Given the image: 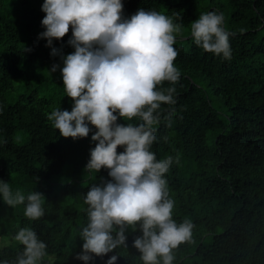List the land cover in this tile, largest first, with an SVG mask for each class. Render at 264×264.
<instances>
[{
  "label": "trees",
  "instance_id": "16d2710c",
  "mask_svg": "<svg viewBox=\"0 0 264 264\" xmlns=\"http://www.w3.org/2000/svg\"><path fill=\"white\" fill-rule=\"evenodd\" d=\"M45 0H0V180L13 193L40 192L44 215L30 220L24 205L8 206L0 194V243L20 228H31L46 244L41 264H84L79 233L88 223L84 195L107 169L84 172L95 147L88 137L64 138L47 116L72 110L63 88L62 57L72 29L61 40H47L41 21ZM122 18L139 9L155 10L182 24L187 39H176L174 65L181 75L174 104L162 105L150 150L157 160L174 159L165 174L173 219L194 225L188 242L173 250L172 264H264V0H121ZM223 14L230 34V58L205 52L190 35L202 13ZM59 54L52 56V49ZM53 65H58L51 72ZM204 84V85H203ZM211 97L224 109L213 107ZM134 119L117 123L138 124ZM166 138V139H165ZM118 147L117 153H122ZM179 160L176 162L175 158ZM36 178L37 181H36ZM142 235L128 229L127 248L118 247L89 264H143L132 247ZM23 246L11 240L0 247V264H12ZM162 264V262H161Z\"/></svg>",
  "mask_w": 264,
  "mask_h": 264
},
{
  "label": "clouds",
  "instance_id": "9594fccd",
  "mask_svg": "<svg viewBox=\"0 0 264 264\" xmlns=\"http://www.w3.org/2000/svg\"><path fill=\"white\" fill-rule=\"evenodd\" d=\"M41 21L46 29L40 34L51 47L72 29L68 44L75 51L62 57L61 75L72 110L54 109L47 119L64 138H85L91 131L95 147L84 172L108 170L111 178L93 184L84 195L88 223L79 233L82 252L76 256L84 264L103 257L118 247L127 248L126 232L139 230L132 247L143 264H172L173 250L192 236L189 220L177 223L172 212L164 178L173 157L157 160L150 150L157 140L155 125L162 117V105L174 104L175 87H158L167 81L175 84L180 71L174 65L178 52L176 36L183 25L155 10L139 9L122 18L121 0H45ZM223 14L202 13L190 24L194 43L205 52L230 58L229 33L223 27ZM52 49V56L58 55ZM53 65L51 72L57 70ZM141 121L117 123L118 119ZM166 139V138H165ZM123 147L122 153H117ZM178 162L179 158H175ZM38 178H36L37 181ZM0 194L8 206L24 205V215L38 220L44 215V195L12 192L9 183L0 180ZM23 251L12 264H41L47 255L46 244L31 228H20L12 237ZM112 255L107 264H117ZM2 264H9L7 260Z\"/></svg>",
  "mask_w": 264,
  "mask_h": 264
},
{
  "label": "rangeland",
  "instance_id": "374dc122",
  "mask_svg": "<svg viewBox=\"0 0 264 264\" xmlns=\"http://www.w3.org/2000/svg\"><path fill=\"white\" fill-rule=\"evenodd\" d=\"M174 35L176 36V39H187L189 37L187 36L186 31L184 29H182L179 33H174ZM211 102L213 107L216 108L218 112L224 114V109L221 107V104L219 105V102L216 99L211 97ZM11 240H13L12 237L6 238L3 243H0V247L6 246L8 243L11 242Z\"/></svg>",
  "mask_w": 264,
  "mask_h": 264
}]
</instances>
